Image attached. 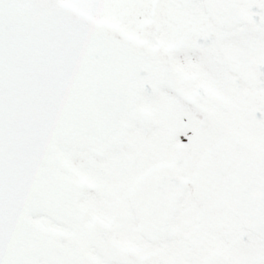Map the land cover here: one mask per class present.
Here are the masks:
<instances>
[{
	"label": "snow or ice",
	"instance_id": "1",
	"mask_svg": "<svg viewBox=\"0 0 264 264\" xmlns=\"http://www.w3.org/2000/svg\"><path fill=\"white\" fill-rule=\"evenodd\" d=\"M0 264H264V0H0Z\"/></svg>",
	"mask_w": 264,
	"mask_h": 264
}]
</instances>
